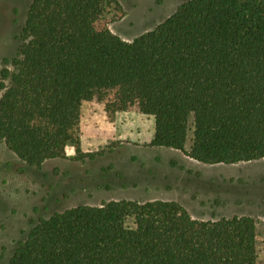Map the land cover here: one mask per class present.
<instances>
[{
	"label": "trees",
	"instance_id": "16d2710c",
	"mask_svg": "<svg viewBox=\"0 0 264 264\" xmlns=\"http://www.w3.org/2000/svg\"><path fill=\"white\" fill-rule=\"evenodd\" d=\"M120 0H31L0 67V142L28 167L82 161L83 102L154 119L150 146L203 165L264 160V0H186L130 41ZM192 130L190 148L185 151ZM250 216L109 200L40 218L7 264H264Z\"/></svg>",
	"mask_w": 264,
	"mask_h": 264
},
{
	"label": "rangeland",
	"instance_id": "374dc122",
	"mask_svg": "<svg viewBox=\"0 0 264 264\" xmlns=\"http://www.w3.org/2000/svg\"><path fill=\"white\" fill-rule=\"evenodd\" d=\"M186 0H120L125 15L109 26L125 41L152 30ZM31 0H0V67L17 52ZM1 95V92H0ZM82 161L51 160L28 167L0 142V264L40 218L79 205L109 200L176 201L198 220L250 216L259 222L257 250L264 262V160L203 165L183 152L150 146L154 119L134 111L112 123L103 107L83 102ZM192 130L184 149L188 151Z\"/></svg>",
	"mask_w": 264,
	"mask_h": 264
}]
</instances>
